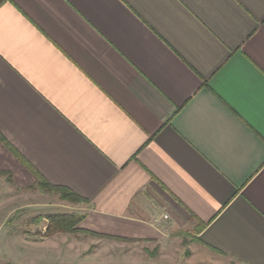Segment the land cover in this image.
Returning <instances> with one entry per match:
<instances>
[{"label":"crops","instance_id":"crops-1","mask_svg":"<svg viewBox=\"0 0 264 264\" xmlns=\"http://www.w3.org/2000/svg\"><path fill=\"white\" fill-rule=\"evenodd\" d=\"M0 133L87 200L84 232L264 264V0H0ZM0 172L39 181L1 142Z\"/></svg>","mask_w":264,"mask_h":264},{"label":"rangeland","instance_id":"rangeland-1","mask_svg":"<svg viewBox=\"0 0 264 264\" xmlns=\"http://www.w3.org/2000/svg\"><path fill=\"white\" fill-rule=\"evenodd\" d=\"M15 180L11 172H0V259L24 264L39 245L41 255L62 251L67 261L95 253L119 256L127 250L149 264H237L201 244L191 229L170 231L155 243L122 244L84 232L79 225L56 227L51 216L75 220L83 215L76 211L80 204L67 201L64 192L41 185L39 178L31 187Z\"/></svg>","mask_w":264,"mask_h":264},{"label":"trees","instance_id":"trees-1","mask_svg":"<svg viewBox=\"0 0 264 264\" xmlns=\"http://www.w3.org/2000/svg\"><path fill=\"white\" fill-rule=\"evenodd\" d=\"M0 142L3 143L4 145H6L8 147V149L11 151V153L25 166L27 167L36 177H38L41 181V185H45L46 187L50 188V189H54L60 192H64L65 193V198L67 201L73 202L75 204H80V203H86L87 200H85L84 198L80 197L79 195L75 194L74 192L67 190L63 187H58V186H54L50 183H48L42 176L39 175V173L37 172V170L25 159L23 158V156H21V154L13 147L11 146V144H9L6 139L1 135L0 133ZM52 222L54 223L55 226H63L65 228L69 227L73 229H76V227L80 224V222L82 221L83 217H78L75 220H71V219H64L62 218V216L59 215H54L50 217ZM75 218V216L73 217Z\"/></svg>","mask_w":264,"mask_h":264},{"label":"built area","instance_id":"built-area-1","mask_svg":"<svg viewBox=\"0 0 264 264\" xmlns=\"http://www.w3.org/2000/svg\"><path fill=\"white\" fill-rule=\"evenodd\" d=\"M163 219H164V220H167V219H169V217H168L167 215H165ZM159 223H160V222H159Z\"/></svg>","mask_w":264,"mask_h":264}]
</instances>
